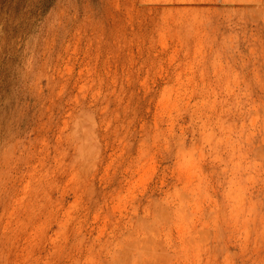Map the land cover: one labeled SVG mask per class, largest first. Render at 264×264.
<instances>
[{
  "label": "rangeland",
  "instance_id": "1",
  "mask_svg": "<svg viewBox=\"0 0 264 264\" xmlns=\"http://www.w3.org/2000/svg\"><path fill=\"white\" fill-rule=\"evenodd\" d=\"M0 264H264V0H0Z\"/></svg>",
  "mask_w": 264,
  "mask_h": 264
}]
</instances>
